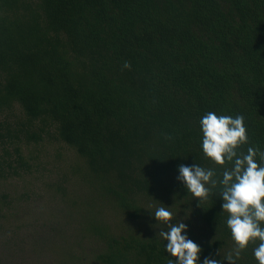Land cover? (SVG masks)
<instances>
[{
  "label": "trees",
  "instance_id": "16d2710c",
  "mask_svg": "<svg viewBox=\"0 0 264 264\" xmlns=\"http://www.w3.org/2000/svg\"><path fill=\"white\" fill-rule=\"evenodd\" d=\"M126 61L130 68L123 67ZM15 106L27 123L12 127L5 113ZM208 111L242 114L249 143L240 151H264V0H0L5 189L3 174L19 178L28 168L21 136L39 143L55 130V143L84 161L71 168L72 180L79 174L89 184L90 197L80 195L81 204L70 208H87L97 194L93 200L123 215L115 226L147 221L154 227L147 206L165 205L176 211L174 223L188 225V237L203 249L201 261L211 255L229 264L224 257L235 242L221 186L199 203L176 179L180 164L214 169L217 180L232 167L203 153L199 122ZM33 127L37 131L30 133ZM58 192L67 196L64 188ZM6 196L0 213L11 207ZM100 219V213L93 217L89 232L106 246L94 263L175 259L159 231L109 237L110 227ZM258 244L250 242L236 264H259Z\"/></svg>",
  "mask_w": 264,
  "mask_h": 264
},
{
  "label": "rangeland",
  "instance_id": "374dc122",
  "mask_svg": "<svg viewBox=\"0 0 264 264\" xmlns=\"http://www.w3.org/2000/svg\"><path fill=\"white\" fill-rule=\"evenodd\" d=\"M5 115L12 122V127H16L17 123H27V117L18 106ZM20 129L24 128L21 126ZM35 131L37 129L33 127L30 133ZM54 133L55 130L39 143H28L26 137L21 136L24 163L28 164V168L20 171L19 178L14 177L12 172L3 174L9 179L7 189L3 186L5 181L0 178V203L5 202L3 197L6 195L7 202L11 203L10 209L5 207L0 213V264H97L93 262L95 254L100 247L106 246L104 242H97L96 238L91 239L89 232L92 230V219L98 213L101 223L103 221L110 227L109 237H137L147 234V230L160 232L166 229L156 220L154 227L151 223L145 224L147 221L125 227L115 226L116 223L123 224V215L115 206H106V202L98 204L93 200L97 194L90 198L87 208H77L78 211L70 208L73 203L81 204V200L78 201L80 195L90 197L89 184L83 183V177L77 173L72 180L71 168L76 165L75 162L83 167L84 161L68 148L63 150L61 143H55ZM1 155L0 151V158ZM10 155L12 160L9 161L12 162L16 158L14 153ZM7 170L1 168L0 163V171ZM68 179L70 183L66 184ZM60 188L66 190L67 196L58 192ZM147 208L153 215L157 209L150 204ZM172 213L176 214V211ZM18 227L22 229L17 231ZM47 238L52 242L49 243Z\"/></svg>",
  "mask_w": 264,
  "mask_h": 264
},
{
  "label": "clouds",
  "instance_id": "9594fccd",
  "mask_svg": "<svg viewBox=\"0 0 264 264\" xmlns=\"http://www.w3.org/2000/svg\"><path fill=\"white\" fill-rule=\"evenodd\" d=\"M123 67L130 68V62L126 61ZM199 123L204 155L217 165L223 166L229 162L232 167L225 168L222 179L217 180L214 169H206L196 163L191 166L180 164L176 179L195 198H199V203L207 200L219 184L222 209L229 213L227 226L235 242L234 248L224 260L236 264L249 243L258 240L254 256L259 264H264V227L261 226L264 222V151L252 146L247 148L246 153L240 151L243 145L249 143L242 114L218 115L208 111ZM165 138L172 139L170 134H166ZM154 217L157 223L166 226V230H161L159 236L167 241L166 252L175 258L170 259L168 264H223L221 259L211 255L201 261L203 249L188 237V225L181 221L172 223L173 213L167 208H157Z\"/></svg>",
  "mask_w": 264,
  "mask_h": 264
}]
</instances>
